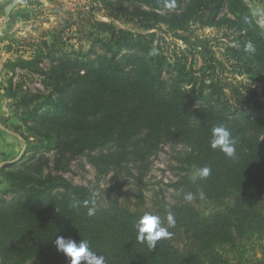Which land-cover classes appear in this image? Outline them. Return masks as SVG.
Instances as JSON below:
<instances>
[{
    "label": "trees",
    "instance_id": "trees-1",
    "mask_svg": "<svg viewBox=\"0 0 264 264\" xmlns=\"http://www.w3.org/2000/svg\"><path fill=\"white\" fill-rule=\"evenodd\" d=\"M92 3L111 22H92L91 49L65 50V34L55 31L31 60L17 62L43 78L46 93L22 94L9 82L8 97L22 94L20 120L37 142L0 169L8 186L0 192V264H69L55 247L56 236L87 239L106 264H234L219 247L236 250L264 235L263 28L246 0ZM201 18L207 27L232 32L226 52L256 85L245 87L244 96L215 82L203 91L187 50L164 45L163 27L187 33ZM249 42L255 51L246 50ZM46 62L49 69L42 66ZM219 124L237 140L236 159L210 147L211 130ZM168 144L185 147L196 171L186 187L214 209L204 214L183 203L170 206L164 213L172 214L175 225L154 250L137 240L134 228L152 212L117 201L101 205L93 188L66 177L71 162L82 157L105 174L130 173V166L147 164ZM205 166L211 174L202 178L198 170ZM92 198L96 214L90 217L84 202ZM159 216L167 227V217Z\"/></svg>",
    "mask_w": 264,
    "mask_h": 264
},
{
    "label": "rangeland",
    "instance_id": "rangeland-1",
    "mask_svg": "<svg viewBox=\"0 0 264 264\" xmlns=\"http://www.w3.org/2000/svg\"><path fill=\"white\" fill-rule=\"evenodd\" d=\"M12 0H4L9 3ZM255 18L264 30V0H246ZM95 6V10L92 9ZM92 0H24L12 12L9 19L0 12V169L6 164H14L21 159L27 146L37 142V138L26 131L21 123L24 108L18 106L23 93L48 90L39 74L30 73L16 66L19 59L31 60L43 40L50 41L51 34L62 31L65 34V50L91 49L89 36L94 32L93 21L111 22ZM205 15V14H204ZM201 18L197 26L187 32L175 35L166 28L159 30L167 49L187 50L186 55L195 60V70L203 91L211 82L221 84L240 94L245 87L255 88V82L242 74L237 64L227 54L233 45V34L221 27H207ZM120 28L141 32L134 23L121 24ZM194 57V58H193ZM49 69V62L44 63ZM10 80L14 88L22 93L16 99L8 97ZM185 147L175 144L162 146L161 151L143 166H130L128 170L105 174L93 167L86 157L74 160L66 177L78 185L93 188L101 205L117 201L134 211L163 216L165 210L178 203L195 207L204 214L213 211L214 205L206 198L192 194L186 183L195 179L196 171L187 162ZM51 167L54 155H49ZM8 188L0 175V192ZM191 196V199L187 197ZM218 250L229 257L234 264H264V235L247 239L238 249L219 247Z\"/></svg>",
    "mask_w": 264,
    "mask_h": 264
},
{
    "label": "clouds",
    "instance_id": "clouds-1",
    "mask_svg": "<svg viewBox=\"0 0 264 264\" xmlns=\"http://www.w3.org/2000/svg\"><path fill=\"white\" fill-rule=\"evenodd\" d=\"M246 50L255 51L251 42L246 45ZM209 144L213 150H219L227 158H237V140L226 125L219 124L212 128ZM210 174L211 168L208 166L198 170V175L202 178H207ZM187 198L191 199V196ZM84 205L87 208L88 216L91 217L96 214L94 198L85 201ZM174 225L175 221L171 213L167 215V227L164 225L161 216L145 213L135 222L134 228L137 233V240L141 243H147L148 248L154 250L158 241L171 235L168 228L174 227ZM54 244L57 251L69 259V264H106L105 257L93 251L87 239L77 241L71 237L56 236Z\"/></svg>",
    "mask_w": 264,
    "mask_h": 264
},
{
    "label": "water",
    "instance_id": "water-1",
    "mask_svg": "<svg viewBox=\"0 0 264 264\" xmlns=\"http://www.w3.org/2000/svg\"><path fill=\"white\" fill-rule=\"evenodd\" d=\"M24 0H12L11 2H9L5 8H4V12H5V17L7 19L10 18L13 10L18 6L20 5Z\"/></svg>",
    "mask_w": 264,
    "mask_h": 264
},
{
    "label": "crops",
    "instance_id": "crops-1",
    "mask_svg": "<svg viewBox=\"0 0 264 264\" xmlns=\"http://www.w3.org/2000/svg\"><path fill=\"white\" fill-rule=\"evenodd\" d=\"M7 2H8V0H7ZM7 2L5 3L4 0H0V12L4 11L5 6L8 4Z\"/></svg>",
    "mask_w": 264,
    "mask_h": 264
}]
</instances>
